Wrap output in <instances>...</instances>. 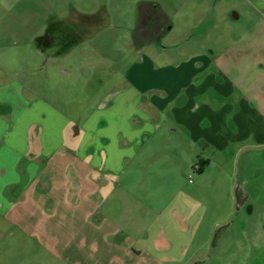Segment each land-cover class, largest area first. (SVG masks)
Segmentation results:
<instances>
[{"label": "crops", "instance_id": "obj_1", "mask_svg": "<svg viewBox=\"0 0 264 264\" xmlns=\"http://www.w3.org/2000/svg\"><path fill=\"white\" fill-rule=\"evenodd\" d=\"M183 64L154 74L151 64L131 67L121 90L108 94L110 109L87 120L85 137L73 150L63 135L69 119L50 105L46 85L0 81L3 225L46 250L48 264H264V245L248 236L241 215L247 209L252 214L250 201L261 198L243 184L234 202L228 193L215 206L220 209L211 210L216 219L209 227L184 196L154 210L131 195L129 179L120 176L132 154L166 126L179 148L185 137L195 165L209 166L215 151L246 139L264 148L260 106L244 93L231 100L243 91L239 81L207 54ZM257 231L264 236V229ZM28 246L26 241L20 248Z\"/></svg>", "mask_w": 264, "mask_h": 264}, {"label": "rangeland", "instance_id": "obj_2", "mask_svg": "<svg viewBox=\"0 0 264 264\" xmlns=\"http://www.w3.org/2000/svg\"><path fill=\"white\" fill-rule=\"evenodd\" d=\"M149 4L167 18V32L139 45L142 36L134 33L140 8ZM200 54L210 55L242 85L231 100L244 93L264 113V0H0V68L5 71L0 81L46 85L50 105L69 119L63 134L69 150L83 141L87 120L110 109L108 94L121 90L131 67L172 72ZM164 130L132 154L120 175L129 179L130 194L154 210L182 195L190 209L204 215L200 224L210 227L216 219L211 212L220 209L215 206L224 204L228 193L234 202L235 189L243 184L261 198L250 201L252 214L247 209L241 215L248 236L263 246L257 229H264V148L246 139L226 152L215 151L209 166L195 165L185 137L179 148L178 138L167 126ZM235 149H241L237 155ZM11 226L0 218V264H48L46 250ZM26 241L30 246L20 248Z\"/></svg>", "mask_w": 264, "mask_h": 264}, {"label": "flooded vegetation", "instance_id": "obj_3", "mask_svg": "<svg viewBox=\"0 0 264 264\" xmlns=\"http://www.w3.org/2000/svg\"><path fill=\"white\" fill-rule=\"evenodd\" d=\"M140 9L138 27L134 36H142L138 43L143 45L144 43L153 42L157 37L167 32L165 30L167 18L157 6L143 5Z\"/></svg>", "mask_w": 264, "mask_h": 264}, {"label": "trees", "instance_id": "obj_4", "mask_svg": "<svg viewBox=\"0 0 264 264\" xmlns=\"http://www.w3.org/2000/svg\"><path fill=\"white\" fill-rule=\"evenodd\" d=\"M197 165H199V164H197ZM199 171H201V170H199Z\"/></svg>", "mask_w": 264, "mask_h": 264}]
</instances>
